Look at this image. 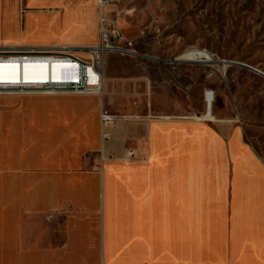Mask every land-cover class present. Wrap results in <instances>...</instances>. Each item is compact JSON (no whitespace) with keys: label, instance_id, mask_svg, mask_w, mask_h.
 <instances>
[{"label":"crops","instance_id":"obj_1","mask_svg":"<svg viewBox=\"0 0 264 264\" xmlns=\"http://www.w3.org/2000/svg\"><path fill=\"white\" fill-rule=\"evenodd\" d=\"M101 16L0 0V48L87 57ZM107 130L98 95H0V264H264V158L241 126L151 110Z\"/></svg>","mask_w":264,"mask_h":264},{"label":"rangeland","instance_id":"obj_2","mask_svg":"<svg viewBox=\"0 0 264 264\" xmlns=\"http://www.w3.org/2000/svg\"><path fill=\"white\" fill-rule=\"evenodd\" d=\"M117 7L142 56L107 55L106 109L203 117L213 90L211 120L241 126L264 158V0H120ZM200 51L216 63L183 61L204 59Z\"/></svg>","mask_w":264,"mask_h":264},{"label":"built area","instance_id":"obj_3","mask_svg":"<svg viewBox=\"0 0 264 264\" xmlns=\"http://www.w3.org/2000/svg\"><path fill=\"white\" fill-rule=\"evenodd\" d=\"M120 0H99L102 9L101 16V41L98 45L81 50L87 57L77 55L70 49L61 48H0V95H55L62 93L98 95L102 101V137L104 140L111 138L107 130L115 121V116L105 107L104 99V63L105 55L115 53L130 57L142 56L138 51L137 39L127 38L120 26V12L117 4ZM105 8L112 9V17L104 14ZM204 59L191 56L193 61L198 60L216 63L211 56L203 51ZM227 63V61H221ZM17 65L18 69L5 68L4 66ZM38 65H45L48 78L39 77L41 71ZM23 66H34L30 73L36 79L23 78ZM60 66L61 74L58 79L51 77V67ZM17 75L18 78H13ZM215 92H205L206 103L214 104ZM136 151L129 149L125 153V160H135Z\"/></svg>","mask_w":264,"mask_h":264},{"label":"bare ground","instance_id":"obj_4","mask_svg":"<svg viewBox=\"0 0 264 264\" xmlns=\"http://www.w3.org/2000/svg\"><path fill=\"white\" fill-rule=\"evenodd\" d=\"M5 68H11V69H18L17 65H11V66H4ZM34 67V66H23V78L25 79H36V76L32 73H30V68ZM37 68H39L38 70H40L42 73L41 75H39L40 78L42 79H46L48 78V74L46 73L45 68H47L45 65H38ZM61 74V67L60 66H52L51 67V77L54 79H58L59 76ZM1 77V75H0ZM13 78H18L17 75H15ZM211 109H212V104L210 103H206V113L203 116V119H207V120H211L212 119V113H211Z\"/></svg>","mask_w":264,"mask_h":264},{"label":"water","instance_id":"obj_5","mask_svg":"<svg viewBox=\"0 0 264 264\" xmlns=\"http://www.w3.org/2000/svg\"><path fill=\"white\" fill-rule=\"evenodd\" d=\"M258 72V71H257ZM259 73H261V72H259Z\"/></svg>","mask_w":264,"mask_h":264}]
</instances>
